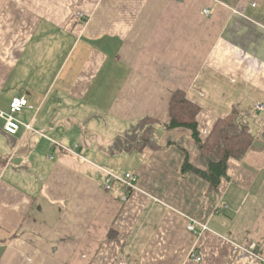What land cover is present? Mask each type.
I'll return each mask as SVG.
<instances>
[{
    "label": "crops",
    "instance_id": "obj_1",
    "mask_svg": "<svg viewBox=\"0 0 264 264\" xmlns=\"http://www.w3.org/2000/svg\"><path fill=\"white\" fill-rule=\"evenodd\" d=\"M178 88L203 137L264 104V0H0V110L24 96L15 117L33 127L9 133L0 116V264L262 262L264 147L229 158L217 188L181 173L185 157L200 166L184 128L156 134L186 151L109 153L143 117L168 122ZM114 155L136 188L105 189Z\"/></svg>",
    "mask_w": 264,
    "mask_h": 264
},
{
    "label": "trees",
    "instance_id": "obj_2",
    "mask_svg": "<svg viewBox=\"0 0 264 264\" xmlns=\"http://www.w3.org/2000/svg\"><path fill=\"white\" fill-rule=\"evenodd\" d=\"M200 110V106L191 101L183 89H175L169 100L168 122L152 116L143 117L129 133L115 138L109 153H132L146 147L156 150L170 144H177L185 150L181 141L172 136L167 137L166 144H160L156 124H160L164 130L184 128L191 132L194 147L199 152L200 166L191 164L185 157L181 173L194 171L212 188H217L221 178L226 175L229 158H242L249 150L264 147L258 144L262 137L260 119L256 117L255 112L258 111L254 110L251 114V111L237 104L228 115L217 118L208 135L203 137L198 121Z\"/></svg>",
    "mask_w": 264,
    "mask_h": 264
},
{
    "label": "built area",
    "instance_id": "obj_3",
    "mask_svg": "<svg viewBox=\"0 0 264 264\" xmlns=\"http://www.w3.org/2000/svg\"><path fill=\"white\" fill-rule=\"evenodd\" d=\"M210 10L209 8H205L204 9V13L205 14H209ZM77 17L78 19L83 18V13L79 12L77 13ZM29 105V102L27 100V98H25L24 96L21 97H14L9 104V108L8 111H3L0 110V116H2L5 119V125H4V129L5 131L9 132V133H15L19 127L21 125H23L25 127L26 130H33L32 124L31 123H24L22 124L19 120H17V118L15 117V114L20 112L25 106ZM254 108L256 110H260V111H264V104L261 103H256ZM204 135H207L206 131H203ZM106 172V177H105V184L104 187L105 189H110L112 184L114 182H118L120 184L123 185L124 188H136L137 187V175L135 173L132 172H126V173H115L112 172L106 168H103ZM196 221H191L187 224V228L189 230H195L196 228ZM202 229H207L208 227L204 224H201ZM252 248H255V244H251ZM254 256L258 257V259L261 258V256L259 254H256L255 251L251 252ZM190 257L200 261L202 259L201 255H199L197 252L195 251H191L190 252ZM262 262H260L259 264H264V258H262Z\"/></svg>",
    "mask_w": 264,
    "mask_h": 264
},
{
    "label": "rangeland",
    "instance_id": "obj_4",
    "mask_svg": "<svg viewBox=\"0 0 264 264\" xmlns=\"http://www.w3.org/2000/svg\"><path fill=\"white\" fill-rule=\"evenodd\" d=\"M163 132H164V130H163ZM165 133H166V131H165ZM116 135H118V134H116ZM116 135H114L113 136V138L116 136ZM208 135V134H207ZM119 136V135H118ZM163 136V135H162ZM117 137V136H116ZM115 137V138H116ZM115 138L113 139V141L115 140ZM57 141H55L54 140V142L53 143H56ZM59 143V147L58 148H62L63 150H65V151H67V152H70V153H76L75 151H69V149H67L66 147H64L62 144H60V142H58ZM77 154V153H76ZM124 155H126V154H123V156ZM122 157V156H121ZM131 158H133V156H131ZM109 165H111V166H108L111 170H113V172H115V173H120V172H124L125 170L124 169H122V168H120V167H124V166H126V163L125 162H122L121 160H120V155H114V158H113V162L111 163V164H109ZM133 165H134V160L132 159V161H131V167H133ZM115 166V167H114ZM116 167H119V168H116Z\"/></svg>",
    "mask_w": 264,
    "mask_h": 264
},
{
    "label": "bare ground",
    "instance_id": "obj_5",
    "mask_svg": "<svg viewBox=\"0 0 264 264\" xmlns=\"http://www.w3.org/2000/svg\"><path fill=\"white\" fill-rule=\"evenodd\" d=\"M208 133H209V132H207V134H208ZM123 198L126 199V196H124Z\"/></svg>",
    "mask_w": 264,
    "mask_h": 264
}]
</instances>
